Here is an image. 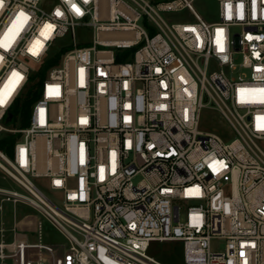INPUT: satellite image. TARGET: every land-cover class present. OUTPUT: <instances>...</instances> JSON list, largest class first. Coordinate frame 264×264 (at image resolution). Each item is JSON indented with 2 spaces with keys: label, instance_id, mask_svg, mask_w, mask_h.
Segmentation results:
<instances>
[{
  "label": "built area",
  "instance_id": "2783aa9c",
  "mask_svg": "<svg viewBox=\"0 0 264 264\" xmlns=\"http://www.w3.org/2000/svg\"><path fill=\"white\" fill-rule=\"evenodd\" d=\"M213 1L216 20L193 0H3L0 170L25 193L0 195L66 242L1 224L0 261L168 264L148 253L168 242L182 264H264V0Z\"/></svg>",
  "mask_w": 264,
  "mask_h": 264
},
{
  "label": "rangeland",
  "instance_id": "374dc122",
  "mask_svg": "<svg viewBox=\"0 0 264 264\" xmlns=\"http://www.w3.org/2000/svg\"><path fill=\"white\" fill-rule=\"evenodd\" d=\"M193 9L203 18L209 19V20H216L217 15V4L213 0H193L192 3ZM167 20L169 21H186L190 19H185L183 16H176V15H166ZM90 33L83 27H78L76 29V39L81 42L83 40L90 41L91 39ZM89 43L83 44L87 45ZM81 45V44H80ZM44 78V75L41 77V79ZM40 89L37 91V94H39ZM26 120L23 121L22 125H27L28 122ZM200 128L202 130H214L217 129L218 132L220 130H223L227 133L228 137L232 139L233 131L229 128L228 123L226 120L216 111L207 109L203 112L202 115V122L200 125ZM262 148L264 149V143H262ZM34 182L39 186L40 189H42L47 195L51 198L58 199V194L51 193L48 187V183L46 179L40 178V179H34ZM0 187H8L13 188L16 190H19L23 193L25 191L19 187L11 178H9L7 175H5L0 170ZM19 204V203H18ZM21 204V203H20ZM22 208V206H18V209ZM36 213V211L28 208L25 206L23 208V212L18 215V219L23 215V213ZM13 206L11 203H5V209L2 211V216L5 217H13ZM20 213V212H19ZM37 214V213H36ZM41 218V216H39ZM43 219V218H41ZM6 227V226H5ZM7 231L6 233H11L9 227H6ZM42 240L46 243L54 244V245H60L66 242L64 237L57 232L46 220H42ZM149 255L166 262L168 264H182L181 263V256L179 252V247L177 243H168V242H152L151 246L148 250ZM4 264H11L10 261H6Z\"/></svg>",
  "mask_w": 264,
  "mask_h": 264
},
{
  "label": "crops",
  "instance_id": "0c3cea01",
  "mask_svg": "<svg viewBox=\"0 0 264 264\" xmlns=\"http://www.w3.org/2000/svg\"><path fill=\"white\" fill-rule=\"evenodd\" d=\"M0 188L13 189V188H8V187H0ZM5 203L12 204L13 212H14L13 217L2 216V211L5 209ZM19 205L22 206V208L18 209ZM24 207L25 206L23 204H20V203L13 204L10 200L2 201V196L0 195V225L2 224L4 228L9 227V229H11L14 225H16L19 231H23L26 233L27 235L26 237L30 242H34L36 241V235L32 231V229L35 228L36 221L39 220L40 218L38 214L28 212L25 214L23 213V215L18 219L17 217L19 214H21V212H23ZM27 229H30V231H26ZM6 239L7 240L11 239V233H6ZM6 261H10L11 264H14V262H12L11 260L0 261V264H4Z\"/></svg>",
  "mask_w": 264,
  "mask_h": 264
},
{
  "label": "trees",
  "instance_id": "16d2710c",
  "mask_svg": "<svg viewBox=\"0 0 264 264\" xmlns=\"http://www.w3.org/2000/svg\"><path fill=\"white\" fill-rule=\"evenodd\" d=\"M58 58H59V54H57V56H55L54 58H52L51 60H48L46 63H45V67H48L49 65H52L54 63H56L58 61ZM29 102L25 103V106H23L20 111L21 113L23 114H26L27 110H26V106H28ZM26 120V118H25ZM27 122V121H26ZM14 141V137L13 136H7L5 137L2 142H0V147H2L3 149L9 151L10 150V144H12Z\"/></svg>",
  "mask_w": 264,
  "mask_h": 264
},
{
  "label": "snow or ice",
  "instance_id": "6c2138e0",
  "mask_svg": "<svg viewBox=\"0 0 264 264\" xmlns=\"http://www.w3.org/2000/svg\"><path fill=\"white\" fill-rule=\"evenodd\" d=\"M2 3H3V0H0V4H2ZM73 7L75 8V5H74ZM76 11L79 12V9L76 8ZM57 14L59 15L60 13L57 12ZM19 16H20V17H24L25 19L27 18V17H26V14H25L24 12H22V11L20 12ZM45 27H46V28H51L52 26H51V25H46ZM14 29L18 31V26H17L16 23L13 24V28H10V29H9V32L15 34ZM6 38H7V34H6ZM7 46H8V45L5 44V47H7ZM13 76L18 77L19 74L14 72V73H13ZM242 91H243V90H242ZM261 91L264 92V90H261ZM2 102H3V101L0 100V103H2ZM57 183H59V182H57Z\"/></svg>",
  "mask_w": 264,
  "mask_h": 264
}]
</instances>
